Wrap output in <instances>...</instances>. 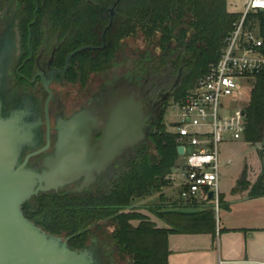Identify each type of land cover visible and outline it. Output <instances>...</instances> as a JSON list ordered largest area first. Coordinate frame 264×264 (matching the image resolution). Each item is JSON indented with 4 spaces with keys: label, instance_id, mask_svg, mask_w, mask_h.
Listing matches in <instances>:
<instances>
[{
    "label": "trees",
    "instance_id": "16d2710c",
    "mask_svg": "<svg viewBox=\"0 0 264 264\" xmlns=\"http://www.w3.org/2000/svg\"><path fill=\"white\" fill-rule=\"evenodd\" d=\"M36 2L39 15L60 21L71 32L67 38L73 48L101 46L102 31L112 20L105 31L104 48L88 49L76 56L91 64L90 71L108 67L121 56L125 38L139 32L148 47L139 51L138 61L150 70L151 82L162 77L161 82L172 83L179 77L174 99L182 98L219 60L225 38L241 15L229 10L227 0ZM26 6L28 11H34L31 0ZM254 18L258 24L252 21ZM248 19L258 27L264 44V10L250 14ZM151 45L159 52L150 49ZM245 113L244 138L253 145L263 143L264 70L254 77ZM177 158L176 137L161 121L146 144L129 150L91 189L69 194L40 192L23 204V212L46 232L67 239L72 248L82 249L96 236L117 258L127 257L128 264H168L170 235H215L217 231L216 213L210 204H203L196 211L182 209L196 207V203L149 206V211L166 227H159L139 210L145 207L130 208L135 206L136 198L156 193L161 199L164 197L162 190L170 184L166 177ZM246 184L243 179L241 186ZM263 195L264 183L260 181L252 186L250 196Z\"/></svg>",
    "mask_w": 264,
    "mask_h": 264
},
{
    "label": "flooded vegetation",
    "instance_id": "af4514ba",
    "mask_svg": "<svg viewBox=\"0 0 264 264\" xmlns=\"http://www.w3.org/2000/svg\"><path fill=\"white\" fill-rule=\"evenodd\" d=\"M25 1L0 0V73H3L0 99L2 115H17L28 136L21 157L24 161L29 156L26 168L40 173L45 160L57 156L62 134L71 131L66 123L77 113L87 111L91 117L93 128L89 145L94 147L95 152L100 148L112 106L122 105L123 102L131 108L139 105L144 118L148 119L143 128L144 133L150 128L145 140L115 157L105 171L95 174V180L89 187L72 191L86 177V174H74L71 183L44 191L64 194L84 192L91 189L129 150L148 142L150 133L157 123L163 121L165 110L174 99L179 77L172 83L161 82L162 77L151 82L150 70L138 61L139 52L124 60L118 56L108 67L90 71L91 64L76 56L88 49H103L105 41L102 35L106 27L101 34V46L73 48L67 38L71 32L66 31L60 21H49L39 15L36 0H31L34 11H28L26 5H29V0ZM99 16L103 18V15ZM81 48L84 49L77 51ZM6 74L8 88L3 92ZM82 130L80 127L74 129L77 132ZM74 144L68 142V146ZM92 239L101 243L99 255L103 257V264H113V255H116L104 246L101 238L91 237L86 247L94 245Z\"/></svg>",
    "mask_w": 264,
    "mask_h": 264
},
{
    "label": "water",
    "instance_id": "95a60500",
    "mask_svg": "<svg viewBox=\"0 0 264 264\" xmlns=\"http://www.w3.org/2000/svg\"><path fill=\"white\" fill-rule=\"evenodd\" d=\"M110 13L113 14V9ZM111 23L112 20L106 29ZM2 77L3 73H0V80ZM7 83L6 74L3 92L8 88ZM111 108L97 152L89 145L93 128L91 117L87 111H82L66 123L71 131L62 134L57 156L47 158L38 173L33 168H26L29 156L21 161L28 136L17 115H2L0 99V264H103V257L99 255L102 246L98 239H92V246L72 248L67 239L46 232L28 219L22 207L40 191L71 183L74 174H86L82 183L72 189L74 192L82 191L94 182L96 173L101 174L108 168L115 157L145 140L150 128L144 133L148 119L144 118L139 105L131 108L123 102ZM77 127L83 130L74 131ZM68 142L75 144L68 146ZM177 152L182 154L184 148L178 147ZM134 207L138 206H130Z\"/></svg>",
    "mask_w": 264,
    "mask_h": 264
},
{
    "label": "built area",
    "instance_id": "2783aa9c",
    "mask_svg": "<svg viewBox=\"0 0 264 264\" xmlns=\"http://www.w3.org/2000/svg\"><path fill=\"white\" fill-rule=\"evenodd\" d=\"M243 11L225 38L220 58L171 107L176 151L183 147L167 179L177 182L187 203L210 204L218 216L221 207V166L226 137L244 138L245 107L242 87L264 70V44L248 17L264 10V0H244ZM230 159L227 160V164ZM226 163V162H225ZM210 193L212 194L209 197Z\"/></svg>",
    "mask_w": 264,
    "mask_h": 264
},
{
    "label": "crops",
    "instance_id": "0c3cea01",
    "mask_svg": "<svg viewBox=\"0 0 264 264\" xmlns=\"http://www.w3.org/2000/svg\"><path fill=\"white\" fill-rule=\"evenodd\" d=\"M231 163L230 159L227 165ZM235 188L231 186L227 192L221 191L223 215L221 218L216 217L215 235L201 233L169 236L168 264H213L214 261L218 264H264V195L252 197L237 194ZM183 202V206H186L187 202ZM196 204V207L182 209L201 210L203 203ZM148 207L145 206V209L149 210ZM155 219L153 221L159 227H166L163 221L157 217Z\"/></svg>",
    "mask_w": 264,
    "mask_h": 264
},
{
    "label": "rangeland",
    "instance_id": "374dc122",
    "mask_svg": "<svg viewBox=\"0 0 264 264\" xmlns=\"http://www.w3.org/2000/svg\"><path fill=\"white\" fill-rule=\"evenodd\" d=\"M243 1L244 0H227L228 8L232 12H242L243 11ZM255 21L256 24L257 21ZM147 43L142 37V35L137 32L124 40V48L121 52V60H124L128 57H134L137 52L146 49ZM150 49H156L159 52V49L154 45L150 46ZM252 80L248 81L247 84H244L242 87V96L240 103L242 106L246 107L250 101V91L252 89ZM172 101L168 104L162 124L168 132L173 131L172 122L176 119L174 116L173 109L171 107ZM223 157L221 166V191L227 192L231 186H235V193L243 195H251V188L257 182L263 181L264 183V142L258 144H251L245 138L240 140H231L229 137H226V143L223 146ZM231 159L232 163L227 165V160ZM226 162V163H225ZM245 171V172H244ZM244 172V174H243ZM245 180L247 183L246 187L241 186V181ZM238 185V186H237ZM164 197L161 199L159 194L156 193L152 196L136 198L134 201L135 206H153L156 204H163V202L170 203H181L183 200L180 198V188L177 182L165 186L162 190ZM228 198H230V195ZM199 203L203 202L202 200H197ZM142 213L146 214L151 220H156L154 215L145 208L139 209ZM223 215V208L221 207L218 218H221ZM162 222V221H161ZM162 224V223H161ZM113 255L112 262L113 264H128V258H117L115 260ZM114 259V260H113ZM213 264H218L214 261Z\"/></svg>",
    "mask_w": 264,
    "mask_h": 264
}]
</instances>
